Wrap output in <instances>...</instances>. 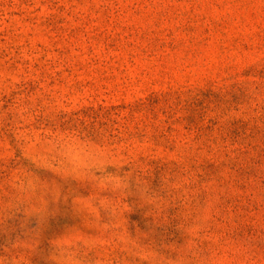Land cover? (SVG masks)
Listing matches in <instances>:
<instances>
[{
	"label": "rangeland",
	"instance_id": "obj_1",
	"mask_svg": "<svg viewBox=\"0 0 264 264\" xmlns=\"http://www.w3.org/2000/svg\"><path fill=\"white\" fill-rule=\"evenodd\" d=\"M0 264H264V0H0Z\"/></svg>",
	"mask_w": 264,
	"mask_h": 264
}]
</instances>
